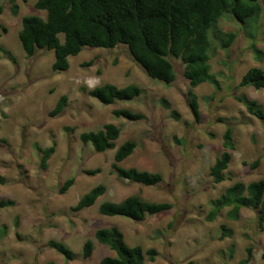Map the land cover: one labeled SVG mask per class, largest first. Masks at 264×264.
<instances>
[{
  "label": "rangeland",
  "instance_id": "obj_1",
  "mask_svg": "<svg viewBox=\"0 0 264 264\" xmlns=\"http://www.w3.org/2000/svg\"><path fill=\"white\" fill-rule=\"evenodd\" d=\"M37 0H0V47L12 52L16 62L0 52V202L12 200V207H0V264H100L116 253L95 239L100 229L118 227L126 243L156 249L155 262L146 264H239L252 247L251 264H264V231L256 210L243 209L238 221L227 218V210L213 222L206 216L210 202L236 182L249 184L264 179V120L250 115L237 95L245 94L264 107V89L240 87L243 75L252 67L264 70V15L256 33L258 59L249 34L231 16L219 23L224 32H234L237 39L224 51L217 49L212 71L219 85L204 83L194 89L200 106V120L188 104L190 83L184 77L182 61L173 59L177 80L171 86L150 78L127 48H86L69 58L70 69L55 73L54 51L38 50L28 57L19 33L22 19L28 15L46 17L35 8ZM18 7L17 12L15 9ZM64 41V35H60ZM218 46V41H215ZM106 83L119 87L137 85L142 94L134 101H116L104 105L91 98L83 88ZM68 97L65 110L51 116L59 99ZM166 99L171 108L162 102ZM114 110H130L143 115L132 122L113 115ZM180 114V120L172 112ZM106 124L121 130L116 148L97 152L85 145L80 135L97 132ZM231 126L236 150L226 171V181L215 184L210 169L224 151L223 135ZM128 141L138 147L119 166L163 175L156 187H146L120 179L113 169L118 148ZM55 145L56 151L42 170L43 149ZM260 159V165H251ZM247 164H246V163ZM100 173L88 175L89 170ZM75 178L74 186L64 195L59 190ZM106 193L90 208L76 212L80 199L99 185ZM129 196L146 201L170 203L173 208L143 222L101 215L105 202L119 203ZM226 226L233 231L221 239ZM68 246L77 256L74 261L48 246L50 241ZM95 250L91 258H81L85 242Z\"/></svg>",
  "mask_w": 264,
  "mask_h": 264
},
{
  "label": "trees",
  "instance_id": "obj_2",
  "mask_svg": "<svg viewBox=\"0 0 264 264\" xmlns=\"http://www.w3.org/2000/svg\"><path fill=\"white\" fill-rule=\"evenodd\" d=\"M22 1L27 3L29 0ZM35 8L44 11L46 17H23L19 33L28 57H33L38 50L54 51L56 59L52 70L61 73L70 69L69 58L78 56L86 48L111 50L124 46L150 78L167 86L177 80L172 60H180L184 65V77L190 83L188 104L197 120H200L201 115L199 99L194 89L204 83L220 86L216 74L212 71L211 60L218 48L227 51L237 39L236 33L224 32L219 28L222 19L231 16L243 28H251L254 31L249 34L254 40L252 48L258 59L263 57V52L256 48L255 38L264 15V0H37ZM17 9L18 7L15 13ZM60 35H64V41ZM0 52L16 62L10 51L0 47ZM240 87L264 89V70L259 67L250 68L243 75ZM82 91L107 106L116 101H134L142 94L137 85L119 87L111 83L92 89L83 88ZM236 99L245 106L250 115L264 120V107L256 100L245 94L237 95ZM162 102L166 108H171L166 99ZM67 104L68 97L62 96L51 116L60 115ZM113 115L132 122L144 118L141 113L130 110H114ZM172 116L177 120L181 118L176 111L172 112ZM120 136L121 130L116 125L106 124L97 132L82 133L80 139L85 145L91 144L97 152L103 153L114 150L115 142ZM223 140L224 151L210 169V176L215 184L226 181V171L233 160L232 151L236 150L231 126L226 128ZM137 147L136 142L128 141L118 148L113 164L115 174L122 180L156 187L164 180L162 174L119 166V163L135 153ZM36 148L42 154L40 168L46 170L56 147L52 145L45 149L39 146ZM259 165L260 159L256 160L251 168L256 169ZM86 173L96 175L100 170H89ZM4 184L6 181L0 176V185ZM74 184L75 178L68 179L59 194H66ZM106 191L107 187L102 184L93 188L80 199L73 210L81 212L92 207ZM14 205L12 200L0 202L1 208ZM210 207L206 216L208 222L215 221L224 210H227L226 216L231 221H238L243 209L256 210L260 228L264 231V179L249 184L236 182L226 188L221 196L211 200ZM172 208L170 203H156L146 201L140 196H129L119 203H103L99 212L104 216H121L143 222L148 216L159 215ZM222 230L221 239L233 234L226 226H223ZM5 234L6 227L3 226L0 235ZM95 239L116 253L115 257H105L100 264H146L147 259L155 262L158 255L154 248L145 251L142 246H129L124 233L118 227L97 230ZM48 246L69 261L77 258L62 242L53 240ZM94 250L95 245L91 240L85 242L81 258L88 260ZM247 253V258L239 261V264H251L252 247L247 249Z\"/></svg>",
  "mask_w": 264,
  "mask_h": 264
},
{
  "label": "crops",
  "instance_id": "obj_3",
  "mask_svg": "<svg viewBox=\"0 0 264 264\" xmlns=\"http://www.w3.org/2000/svg\"><path fill=\"white\" fill-rule=\"evenodd\" d=\"M7 50V49H6ZM9 51V50H8ZM11 52V51H10ZM12 53V52H11ZM122 231V230H121Z\"/></svg>",
  "mask_w": 264,
  "mask_h": 264
}]
</instances>
